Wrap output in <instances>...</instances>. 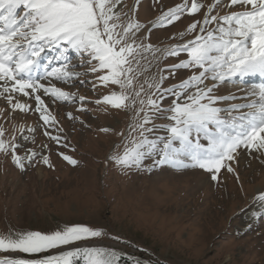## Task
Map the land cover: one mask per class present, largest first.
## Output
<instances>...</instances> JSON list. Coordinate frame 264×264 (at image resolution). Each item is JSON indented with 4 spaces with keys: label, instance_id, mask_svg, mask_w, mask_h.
Masks as SVG:
<instances>
[{
    "label": "snow or ice",
    "instance_id": "obj_1",
    "mask_svg": "<svg viewBox=\"0 0 264 264\" xmlns=\"http://www.w3.org/2000/svg\"><path fill=\"white\" fill-rule=\"evenodd\" d=\"M135 2L138 6L140 0ZM235 6L240 10L223 15L218 10ZM126 8L124 0H0V99L7 105L0 108V119L10 120L17 111L38 113L44 135L58 147H66L63 129L56 128L58 121L42 96L53 103L79 101V112L90 110L84 107L85 96L51 81L91 83L93 90L111 85L119 91L112 90L94 103L103 104V111L110 106L131 113L127 134L118 133L122 150L113 151L108 158L125 174L130 169L151 172L162 166L191 168L204 170L219 184L224 171L239 181L234 165L241 151L249 156L255 153L264 164V0H212L208 4L183 0L148 24L135 18V9ZM202 9V20H193L184 31L173 34V38L183 39L196 33L192 39L159 48L146 43L145 35L137 43L142 29L150 34L179 21L185 13L195 15ZM73 53L78 64L71 62ZM145 53L153 59L148 60ZM181 53L187 58L145 76L154 63L179 58ZM141 61H145L143 66ZM77 67L86 70L73 71ZM179 70L191 74L164 87ZM88 73L96 74L93 80L79 79ZM141 76H145L143 81ZM228 83L243 85L237 90L244 95L218 94ZM21 97L34 100V107ZM170 98L171 103L165 105ZM236 100L246 102L225 103ZM67 116L79 119L72 112ZM49 128H55V134ZM161 130L165 134H158ZM25 131L32 135H24ZM35 131L32 126L13 124L9 134L0 123V154L10 157L21 171L37 162L52 166L50 156L43 154L49 145H40L39 152L26 147L27 142L35 144ZM59 155L70 165L79 163L71 155ZM146 160L151 163L145 164ZM240 211H247L251 221L264 220V192ZM101 237L128 243L83 223L65 224L51 232L9 231L0 234V252L40 258L5 255L0 256V264H151L115 246L95 242ZM49 252L54 254L41 255Z\"/></svg>",
    "mask_w": 264,
    "mask_h": 264
},
{
    "label": "rangeland",
    "instance_id": "obj_2",
    "mask_svg": "<svg viewBox=\"0 0 264 264\" xmlns=\"http://www.w3.org/2000/svg\"><path fill=\"white\" fill-rule=\"evenodd\" d=\"M124 2L127 5L125 11L135 9V18L148 24L183 0H140L138 6L135 0ZM203 2L208 4L212 0ZM218 10L223 15L225 11L240 9L235 6ZM203 14L204 9L195 15L185 13L179 21L155 28L150 34L142 29L137 33V43L147 35L145 42L159 48L182 44L196 33L183 39L173 38V34L184 31L193 20H202ZM144 55L148 60L153 59L150 53ZM186 58V53H181L179 58L163 59L154 63L145 76L158 74L159 69ZM71 62L79 63L74 53ZM144 63L141 61V66ZM190 74L191 71L179 70L174 79L164 82V87L178 83ZM95 75L88 73L79 79L91 81ZM145 76L140 80L143 81ZM51 82L77 96H85L84 107L90 111L79 112V101L53 103L48 96H42L58 121L56 128L63 129L61 135L66 137V147H58L44 135L45 129L38 126L42 124L38 113L17 111L10 120L0 119L9 134L13 124L35 127L36 142H27L26 147L39 152L40 145H49L43 154L50 156L52 165L37 162L21 171L10 157L0 154V234L9 231L51 232L65 224L83 223L106 230L111 236L118 235L128 243H118L107 237L96 238L95 242L115 246L143 261H151V264H264V220L251 221L247 211H240L258 193L264 192V164L255 153L249 156L241 151L238 164L234 165L239 181L224 171L217 184L204 170H176L170 166L151 172L130 169L125 174L108 158L113 151L122 150V137L118 133L127 134L131 113L110 106L108 111H103V104L97 106L94 103L112 90L119 91L118 87L98 86L93 90L91 83L81 85L79 81H73L69 84L55 79ZM243 87L228 83L220 87L218 94L243 96L244 93L237 90ZM21 99L34 107V100ZM242 102L246 101L225 103ZM164 103L170 104L171 98ZM0 108H7L3 99H0ZM69 112L79 119H69ZM155 122L166 123L164 120ZM102 128L112 131L104 133L100 131ZM49 130L55 134V128ZM23 134L32 135L27 131ZM158 134L165 133L161 130ZM118 144L120 148H116ZM59 153L71 155L79 163L70 165ZM149 163L151 160L145 161V164ZM48 254L54 252L41 255ZM5 255L40 258L36 254L0 252V256Z\"/></svg>",
    "mask_w": 264,
    "mask_h": 264
},
{
    "label": "bare ground",
    "instance_id": "obj_3",
    "mask_svg": "<svg viewBox=\"0 0 264 264\" xmlns=\"http://www.w3.org/2000/svg\"><path fill=\"white\" fill-rule=\"evenodd\" d=\"M146 261V260H145Z\"/></svg>",
    "mask_w": 264,
    "mask_h": 264
}]
</instances>
